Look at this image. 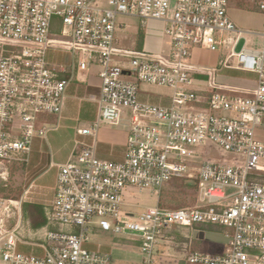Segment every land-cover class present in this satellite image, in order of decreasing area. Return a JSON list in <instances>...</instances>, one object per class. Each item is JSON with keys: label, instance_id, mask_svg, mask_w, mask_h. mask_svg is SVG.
<instances>
[{"label": "built area", "instance_id": "obj_1", "mask_svg": "<svg viewBox=\"0 0 264 264\" xmlns=\"http://www.w3.org/2000/svg\"><path fill=\"white\" fill-rule=\"evenodd\" d=\"M229 3L107 0L101 6L95 0H0V177L6 174L2 163L27 162L33 140L45 141L38 114L61 113L68 79L58 74L65 65L50 63L46 52L67 51L73 70L92 64L102 68L97 117L77 129L73 151L58 166L52 197L33 190L31 181L19 199L0 196V264H113L111 254L84 247L87 232L95 229L136 238L142 264H157L158 243L174 239L169 230L181 233L198 224L226 228L229 242L219 253L188 250L185 264H264V176L258 173L264 170V140L256 133L264 126V33L261 49L243 45L235 50L248 32L230 18ZM256 5L264 12V0ZM118 16L137 17L142 26L162 21L167 53L118 49ZM196 49L229 51L225 68L256 76L252 95L227 93L228 85L214 91L206 78L192 75ZM116 56L127 57L129 67L114 63ZM232 57L235 65L229 64ZM140 83L169 87V103L140 101ZM123 109L130 116L122 157L101 159L98 130L118 124ZM207 142L242 159L200 162L193 147ZM196 178L203 185L199 203L160 206L170 182L185 179L195 186ZM128 189L149 191L156 207L141 212L123 207ZM23 202L42 204L48 224L60 230L44 227L36 243L26 241L20 231ZM21 245L32 246L31 251H21Z\"/></svg>", "mask_w": 264, "mask_h": 264}, {"label": "rangeland", "instance_id": "obj_2", "mask_svg": "<svg viewBox=\"0 0 264 264\" xmlns=\"http://www.w3.org/2000/svg\"><path fill=\"white\" fill-rule=\"evenodd\" d=\"M106 2L107 0H95V3L101 6H105ZM256 4L257 0H230L228 6L230 18L239 29L248 32L245 36L246 40L244 38L239 40L235 48L237 51L243 45L258 50L263 46L264 12L259 10ZM121 19H124V17L118 16L117 20L120 21ZM228 53L229 51L194 50L191 62L196 70L191 71V74L201 75L203 76L202 78H206L212 87L213 85L215 86L213 87L214 91H222V86L228 85L227 93L243 96L252 95L256 76L253 73L240 71L234 67L225 68L224 59ZM235 62L236 59L234 57L230 58L229 64L235 65ZM256 133L261 140H264V126L257 129ZM193 149L197 152L200 162L209 160L221 164H235L242 159L241 155L226 151L211 142L193 147ZM260 163L264 165V159ZM2 166L6 174L0 177V183L5 188L0 193V196L19 199L29 183L27 182L28 178L25 174L24 163L7 162L2 163ZM194 171L198 173V167ZM258 173L264 176V170H259ZM195 180L197 183L195 186L185 185V179H175L170 182L161 194L160 206L177 209L199 203L203 185L200 179L196 178ZM164 204L166 206H163ZM156 205L157 198L147 190L128 189L123 196V207L132 212H141L148 208H154ZM23 225L22 222L20 231H24ZM228 233L230 231L223 227L195 225L181 233L179 232V235L173 234V240L159 242L156 249L160 250L161 257L168 258L172 255L177 263L184 264L182 260L188 250L197 249L213 254L215 246H226L229 242V237L226 236ZM184 235H188L190 239H185ZM26 241L30 243L37 242L34 238H29ZM84 247L90 250H100L102 248V251L111 254L112 259L132 258V264H139L138 241H136V238L133 239L123 233L103 232L99 229L89 231L87 232V241L84 243ZM31 248L32 246L30 245L20 246V250L27 253L31 251ZM33 249L35 252L38 251L34 246Z\"/></svg>", "mask_w": 264, "mask_h": 264}, {"label": "crops", "instance_id": "obj_3", "mask_svg": "<svg viewBox=\"0 0 264 264\" xmlns=\"http://www.w3.org/2000/svg\"><path fill=\"white\" fill-rule=\"evenodd\" d=\"M122 17L124 19L118 21L119 26L115 32L118 49L132 52L143 50L154 54L167 53L169 42L162 35L165 26L162 21L149 20L142 26L137 17ZM53 29H59L56 22ZM140 32L142 39L139 42ZM46 58L50 63L65 65V70L59 72L58 76L68 79V83L62 100L61 113L59 115L38 114L37 126L46 128L45 141L38 138L33 140L28 161L24 165L25 174L28 178L27 182H32V189L43 193L46 198H51L58 166L66 162L73 151L77 129L89 127L97 117V99L101 83L99 73L102 68L92 64L87 70H73L71 55L60 48L48 50ZM113 62L123 68L129 67L127 57L116 56L113 58ZM171 93L172 90L169 87L148 83L139 84V99L142 102L167 105ZM123 110L125 111H123L122 119L118 124H103L98 130L96 155L101 159L119 160L122 157L130 116L129 109ZM85 139L88 140L89 138L86 137ZM224 248L225 246L217 245L214 247V252L219 253ZM102 250L101 248L99 251ZM173 257L172 255L168 258L161 257V252L157 249L153 256L157 264H179ZM138 259V263L141 264V255ZM132 262V258L113 259V264H132ZM183 263L185 264V261Z\"/></svg>", "mask_w": 264, "mask_h": 264}, {"label": "trees", "instance_id": "obj_4", "mask_svg": "<svg viewBox=\"0 0 264 264\" xmlns=\"http://www.w3.org/2000/svg\"><path fill=\"white\" fill-rule=\"evenodd\" d=\"M142 39V33L139 34V42ZM199 77H203L201 75H198ZM185 185H187V182H185ZM4 186L2 183H0V193L4 191ZM163 206H166L165 204ZM21 214H22V222H23V237L25 239L34 238L35 240L38 239V231L42 228H47L50 230H60V227L58 225L54 224H48L47 217L45 215V208L42 204L35 203V202H23L21 205ZM200 226H214L218 227L214 224H198ZM172 234H178L179 232L177 230H169ZM182 237V236H181ZM180 237V238H181ZM184 260V259H183ZM182 260V261H183ZM184 262V261H183Z\"/></svg>", "mask_w": 264, "mask_h": 264}, {"label": "water", "instance_id": "obj_5", "mask_svg": "<svg viewBox=\"0 0 264 264\" xmlns=\"http://www.w3.org/2000/svg\"><path fill=\"white\" fill-rule=\"evenodd\" d=\"M187 184L193 186L194 182L193 181H188Z\"/></svg>", "mask_w": 264, "mask_h": 264}]
</instances>
